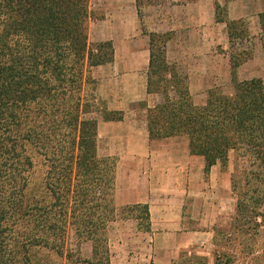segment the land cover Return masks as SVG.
Wrapping results in <instances>:
<instances>
[{
    "label": "trees",
    "instance_id": "obj_1",
    "mask_svg": "<svg viewBox=\"0 0 264 264\" xmlns=\"http://www.w3.org/2000/svg\"><path fill=\"white\" fill-rule=\"evenodd\" d=\"M92 1L0 0V264H34L37 248L70 255L72 227L78 242L92 243L97 264H111V222L135 217L150 227L147 204L117 205V158L98 153L100 113L104 120L122 113L95 94L93 70L113 60L114 48L90 41ZM162 1L135 0L139 15ZM166 43V33L150 34L149 92L166 96L148 108L150 138L187 135L206 175L236 152L234 222L215 236L214 264H264V81H236L230 94L212 89L198 105L168 66ZM171 264L209 263L184 252Z\"/></svg>",
    "mask_w": 264,
    "mask_h": 264
},
{
    "label": "crops",
    "instance_id": "obj_2",
    "mask_svg": "<svg viewBox=\"0 0 264 264\" xmlns=\"http://www.w3.org/2000/svg\"><path fill=\"white\" fill-rule=\"evenodd\" d=\"M162 2L156 11L158 18L162 14L160 21L165 29H187L188 32L198 34L197 40L204 44L206 50L213 47L211 53L203 49L198 52L202 59L211 61L214 58L212 63L200 68V83L211 74L212 78H219L222 56L226 60V73L233 77L238 74L246 79L261 78L264 81V0ZM218 11H222L220 20L217 18ZM232 22L235 23L233 28L230 27ZM235 36H239L243 45H246L241 53L230 50L221 54L215 49L216 45L224 49L230 46L232 49L235 44L232 38ZM149 47L150 42L149 46L140 48L134 55L130 51L128 59L120 60L122 95L119 109L122 118L99 124V155L117 158V205L147 204L150 216L148 229L142 228L140 220L135 217L120 218V222L116 220L110 223L108 236L112 263L120 262V256H123L124 264H171L179 260L184 252L206 257L205 255L210 254L207 249L214 244L212 226L202 229L187 227L197 217H186V205L199 204L197 198L192 201L188 196L195 191L204 190L205 177L210 181L213 179L216 184L222 183V171H218L221 164H214L206 175L205 159L191 153L187 135L150 138L148 108L158 104H151L150 98L160 92H149ZM244 52L250 56L234 67L233 60ZM194 77L196 74L190 72L189 87L194 84ZM191 95L194 96V93ZM146 100L148 102L144 107L134 105ZM231 175L228 172V179L223 181L228 190L231 187ZM226 199H231L230 192L226 193ZM201 221L204 222V218ZM114 224H118L122 233L118 240L114 227L111 226ZM132 245L135 248L133 251L130 248Z\"/></svg>",
    "mask_w": 264,
    "mask_h": 264
},
{
    "label": "rangeland",
    "instance_id": "obj_3",
    "mask_svg": "<svg viewBox=\"0 0 264 264\" xmlns=\"http://www.w3.org/2000/svg\"><path fill=\"white\" fill-rule=\"evenodd\" d=\"M158 5L159 4L143 6L141 8L142 14L139 15L135 0L92 1V8L96 11L97 17L94 18L89 25L90 41H109L114 48L113 60L100 65L93 70V75L97 79L95 94L100 98L101 102H103L108 110H120V96L122 95V86L120 84V60L128 59L129 54H131L130 51H132L134 55L140 48L149 46L150 34L154 32L167 34V43L165 47L166 62L168 66L173 67L176 70L178 76L181 77L182 82L188 83L190 72L196 74V77L192 80L194 84L190 86V93H194L192 98L196 104H204L207 100L209 91L212 89H218L221 92L230 94L234 91L236 81L246 80L242 75L239 77L237 74L233 77L226 73V70H224V62H226V60L221 55L222 58L220 63L222 65V70L218 75L219 78L214 79L211 74L200 83V68L209 62L212 63L214 58L212 57L211 61H208V59H202L198 52L203 49V51L211 53L213 47L211 46L212 48L206 50L204 44L202 45L197 40L198 34L195 32H188L187 29H182L183 31L165 29L162 25V21H160L162 19V14L159 18L157 17L158 13L156 10L158 9ZM238 26L240 27L241 25ZM234 39L232 38V41L235 43L232 49H230V46H228L227 49L222 48L220 45L214 47H216L215 49L221 54H223V52H229L230 50L239 54V52L241 53V51L244 50L243 48H245L246 45H243L239 36H235ZM240 56L238 55V57ZM169 94L172 97L176 96V92L172 89L169 91ZM165 97V93L160 91V94L154 96V98H150V102L151 104L160 103L164 101ZM147 102V100L142 102L138 101L134 103V105L136 107H144ZM104 121L107 120H104L100 113L99 124ZM218 171H222V176H220L222 178V183L220 185L216 184V181L213 179L210 181V179L208 180V178L205 177L204 190H194L195 192L188 196L189 198H192V201L197 198L199 204L190 203L186 205V217H197V219H194L195 221L188 223L187 227L191 229H202L206 228V226H212L214 230L213 242L219 230L225 232L229 231L234 222L236 195L232 187V177L233 173L236 172L235 151L230 152L228 165L225 168H222V166L219 165ZM228 172H231L232 174L230 177L231 187H229V190L226 189L223 184L224 179H228ZM32 177L33 182L31 183V188L34 185H37L40 181V172ZM228 192L231 194L230 200L226 199V193ZM138 213L143 214V212L140 211L135 214ZM202 218H204V222L201 221ZM117 222H120V218L117 219ZM111 226L114 227L116 233L115 236L118 240L122 235L120 227L118 224ZM221 236L219 234L218 237ZM130 248L132 249L131 251L135 249L133 245L130 246ZM68 249L71 250L70 255H67V253L60 255L57 251L49 248L33 249L31 252L32 260L34 264L98 263L97 260L93 258L92 243L90 241L78 242L73 227L69 229L68 233ZM137 249L141 248L137 247ZM217 249H219V246H216L215 244H213L210 249H207L208 252L210 251V254L205 255V259L209 264H214L215 250ZM120 251L122 253V250ZM123 258V256H120V262L115 261V263H112L111 256V264H124L125 259Z\"/></svg>",
    "mask_w": 264,
    "mask_h": 264
}]
</instances>
